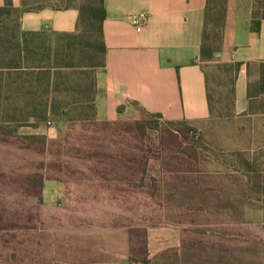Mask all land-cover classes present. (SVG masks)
I'll return each mask as SVG.
<instances>
[{
	"label": "rangeland",
	"instance_id": "374dc122",
	"mask_svg": "<svg viewBox=\"0 0 264 264\" xmlns=\"http://www.w3.org/2000/svg\"><path fill=\"white\" fill-rule=\"evenodd\" d=\"M255 2L264 13V0ZM210 86L212 122L169 125L137 106L120 119L146 156L143 181H103L87 170L43 179L39 249L48 264H264V114L234 107L220 115L222 75ZM66 128L54 121L19 131L52 140Z\"/></svg>",
	"mask_w": 264,
	"mask_h": 264
},
{
	"label": "trees",
	"instance_id": "16d2710c",
	"mask_svg": "<svg viewBox=\"0 0 264 264\" xmlns=\"http://www.w3.org/2000/svg\"><path fill=\"white\" fill-rule=\"evenodd\" d=\"M226 3L205 0L198 60L208 116L198 122H212L216 116L210 85L221 75L226 111L220 115L234 113L235 80L243 63L216 58L222 47ZM64 7L78 11L75 31L51 38L42 31L21 30L20 16L31 9L24 2L15 8L11 0H4L0 6V264L52 260L42 257L39 249L38 208L44 178L64 182L67 173L75 177L87 170L89 176L103 181L133 178L141 182L147 171L145 154L137 139L122 134L127 127H121V120L95 117V71L104 66L103 0H73ZM262 18L264 13L253 0L251 31L259 30ZM244 66L247 106L241 113L264 114V60ZM54 121L67 128L52 140L19 131Z\"/></svg>",
	"mask_w": 264,
	"mask_h": 264
},
{
	"label": "crops",
	"instance_id": "0c3cea01",
	"mask_svg": "<svg viewBox=\"0 0 264 264\" xmlns=\"http://www.w3.org/2000/svg\"><path fill=\"white\" fill-rule=\"evenodd\" d=\"M21 7L23 0H11ZM4 0H0V6ZM253 0H227L221 62H242L235 80L237 112L246 109L245 62L264 60V18L250 30ZM104 66L95 71V117L123 119L137 106L166 120L198 122L208 116L199 46L205 0H103ZM145 13L140 26L131 17ZM74 7H31L22 12L23 31H42L53 38L75 31ZM54 35V36H53Z\"/></svg>",
	"mask_w": 264,
	"mask_h": 264
},
{
	"label": "built area",
	"instance_id": "2783aa9c",
	"mask_svg": "<svg viewBox=\"0 0 264 264\" xmlns=\"http://www.w3.org/2000/svg\"><path fill=\"white\" fill-rule=\"evenodd\" d=\"M146 19L145 13L141 12L131 17V23L135 26H140Z\"/></svg>",
	"mask_w": 264,
	"mask_h": 264
}]
</instances>
